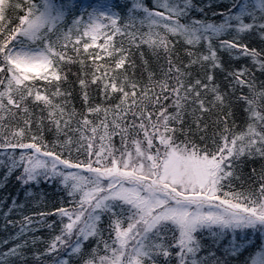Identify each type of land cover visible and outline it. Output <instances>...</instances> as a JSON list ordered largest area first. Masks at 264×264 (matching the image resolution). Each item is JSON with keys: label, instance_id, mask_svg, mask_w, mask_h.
<instances>
[{"label": "snow or ice", "instance_id": "snow-or-ice-1", "mask_svg": "<svg viewBox=\"0 0 264 264\" xmlns=\"http://www.w3.org/2000/svg\"><path fill=\"white\" fill-rule=\"evenodd\" d=\"M0 264H264V0H0Z\"/></svg>", "mask_w": 264, "mask_h": 264}]
</instances>
